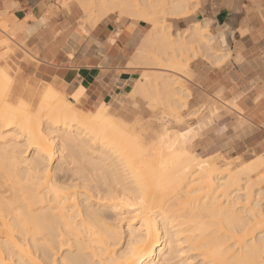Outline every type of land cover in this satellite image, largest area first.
<instances>
[{"label":"bare ground","instance_id":"6f19581e","mask_svg":"<svg viewBox=\"0 0 264 264\" xmlns=\"http://www.w3.org/2000/svg\"><path fill=\"white\" fill-rule=\"evenodd\" d=\"M74 1L85 22L117 14L150 25L129 67L143 66L152 54L150 62L171 69L166 73L181 71L183 53L212 51L213 62L222 59L209 24L172 35L159 18H186L188 0ZM0 57L1 65L8 55ZM6 71L0 72V264H264V200L249 178L264 161L240 173L218 172L190 157L185 141L166 134L169 122L155 115V106L172 114L185 106L189 95L173 75L145 76L132 90L151 112L134 100V122L146 113L153 125L143 128L123 123L122 113L116 120L80 111L72 96L77 88L66 97L47 86L40 99L33 92L23 101V88L12 87Z\"/></svg>","mask_w":264,"mask_h":264},{"label":"crops","instance_id":"0c3cea01","mask_svg":"<svg viewBox=\"0 0 264 264\" xmlns=\"http://www.w3.org/2000/svg\"><path fill=\"white\" fill-rule=\"evenodd\" d=\"M58 4L0 0V21L14 24L12 32L37 54L42 71L59 76V86H82L99 103L126 93L135 81L127 64L147 25L109 16L82 35L74 13ZM204 20L209 22L212 49L225 54V61L200 81L209 102L196 124L200 137L195 145L207 151L219 142L240 143L245 135L250 136L245 143L258 142L264 138V0H200L194 13L173 24L186 27ZM224 118L231 121L232 132L217 133ZM214 153L219 150L209 151Z\"/></svg>","mask_w":264,"mask_h":264},{"label":"rangeland","instance_id":"374dc122","mask_svg":"<svg viewBox=\"0 0 264 264\" xmlns=\"http://www.w3.org/2000/svg\"><path fill=\"white\" fill-rule=\"evenodd\" d=\"M187 2H189V4L187 5L188 8L186 7V9L187 10L189 8L191 9L190 10L191 13L189 14V15H191L192 13H194L198 9L199 4H200V0H194V1L188 0ZM58 5H59V7L64 9L66 12L74 13L75 24L78 27V29L82 35H85L88 32V30H90L95 24H97L99 21L102 20L101 19V20L97 21V19H96V21H97L96 22L94 19L95 17L92 18L93 16H91L92 19L91 20H90V18H89V20L86 19V22H85L82 19L83 12L79 9L77 2H75L74 0H68L65 3H62V0H59ZM159 14H164V13H159ZM93 15L95 16L96 13ZM161 16H163V15H161ZM110 17H111V19H116V20H120L122 18L123 19H129L128 17L118 16L117 14H111ZM159 18L161 20H163V22H165V24H169L171 26V29H172L171 34L172 35H175L176 31H182V30H185L188 27L192 26V25H187L186 27H181V26L178 27V25L173 24V22H175L177 20L184 19L185 17L174 19V18L167 17V15L165 16V14H164L163 19H162V17H159ZM161 20H160V22H161ZM197 23L198 24H205V23H207V21L205 20L204 22L202 21V22H197ZM146 25H147V31H148L150 29V25L149 24H146ZM193 25H195V24H193ZM207 25H208V23H207ZM13 26H14V24L9 22L5 18L0 21V41L6 42V46L4 48L0 49V56L3 55L4 52H6V54L8 55V58H6L7 60H5V62H3V60H1L0 72H2V71L5 72L7 70L6 72L9 74V76L11 78L10 83H11L12 87H18L19 86V87H21V89L23 88L22 93L19 95V98H21L23 101H27L28 94H32L33 92H34V94L36 93L37 96L38 95L41 96V94L44 92V90L46 89L47 86H51V87L55 88L59 93L68 97L69 93L73 90V88H72L73 86L71 85L70 87H68V89H67V85L59 86L61 81L59 79V76L56 73L49 75V73L42 71L41 65L38 61L37 54L25 44L23 38H20L19 36L15 35V33L12 32ZM147 31H146V33H147ZM208 33H210L209 32V25H208ZM143 38H144V36H143ZM136 50L134 53L137 52ZM211 52L212 51H210L209 53L212 54ZM134 53H133L131 59L135 55ZM197 53L198 52H196V53L195 52L183 53L181 57L177 58L178 60H180L182 62V65H183L181 71H178V72L173 71V72H169V73L165 72V70H167V69L171 70L170 68H168L166 66L165 63L162 64V65H164V66H162L160 64L161 62H157L158 65H154L153 64L154 62L153 63L150 62V61L154 60L153 57H155V55L152 54L151 58H149L150 55H149V57L147 56V58L145 56H143L146 59H150V60L147 61L146 59H144L143 60V66L141 65L139 67V65H137V66L133 67L134 72H135V81L131 84V87L128 89V91L126 93H121L117 96L112 95V97L110 99H108V98L106 99L105 103H102V102L99 103L98 101L90 100L89 95L87 93H85L86 90L82 86H78L77 89H75V91L73 92L72 96L78 97V101L76 103V106H77V108H79L80 111H82L86 114L93 113L95 111H99V112L103 113L104 115L110 116L112 119H116V120L117 119L119 120L118 117L122 113V116L124 115L123 116V118H124L123 123L126 124V122H127V125L130 126V125L137 123V121L134 122V120L136 118L135 117L132 118V116H133L132 104H133L134 100L138 102L140 109L142 111L144 110V112H147L149 114L151 113L150 109H148L149 107L146 104V100L139 98L140 97L139 93L136 94V95H139V97L137 96V98L135 97L136 95L133 94V92H135V91H132V90L136 88L135 85L136 86L142 85V84H140V82L143 83V81H141V80L147 79V78H145V76H149V78H151L153 76L164 75V74L173 75V78L176 79L178 82L177 86L181 90H183L184 93L188 94L189 97L188 98H186V97L182 98V100H184V99L187 100L185 103V106L175 110V113L177 112L176 116H178L177 119H175L176 117L174 118L175 113L172 114L173 109H167L164 106H155V109H154L155 115L157 117H162V115H163L164 118L163 117L162 118L165 119L164 120L165 123L169 122V124L166 123L167 125H165L166 127H164V129L167 130L166 134H168V135L170 134V136L173 138L176 137V135H174V134L179 135L178 138L183 139L182 140L183 144L185 141V144H184L185 147L186 146L190 147V148L186 147L187 151H190V152H188L189 155L191 154L195 158H200V159L206 160V162L208 164L212 165L213 167H215V169H217L218 172H223L224 169H236L235 171H237V173H240V171L243 169H248L251 166H255V165L261 163L260 160L264 161V138L258 142H255V143L249 142V141L245 143L244 142L245 139L249 140V138H250L249 135L248 136L245 135V139L241 140L242 142H240V143L219 142L213 148V149L219 150V153H214L212 155L209 154V151L211 153V152H213V149L207 150V151L197 149L195 143H196V139L199 138L200 135L197 134L196 124L200 118V113H201L202 109L209 102V98H207L205 96V93L201 88L200 81H201L202 77L210 69L217 67L220 64H223L225 61V58H224L223 61L213 62L212 61L213 59L211 60V57H209L210 54L208 52H203V53L199 52L198 54ZM216 54H217L218 60H220V57H222L221 55L223 53L222 52H219V53L216 52ZM144 55H146V54H144ZM0 59H1V57H0ZM129 63L127 64V67L132 68V67L128 66V65H130ZM132 66H134V65H132ZM138 81H139V84H136ZM66 89H67V91H66ZM80 90H82V91L80 92ZM136 91H138V90H136ZM40 92H41V94H40ZM135 93H137V92H135ZM128 94H131V95L133 94L135 99H132V98L130 99V95H128ZM141 97H143V96L141 95ZM38 98L40 99L39 96H38ZM16 102H17V100L12 101V103H16ZM237 111L240 112L239 110H237ZM131 113H132V116H131ZM145 114L138 118L140 120V122L137 119L138 123H139V125L141 124L140 126L143 128L148 127V125H149V127H151L152 122L150 121L149 116H146ZM167 114H170V116L169 115L167 116ZM171 116H173L174 122H173ZM169 117H170V120H166V119H169ZM123 118H122V120H123ZM155 119H158V118H155ZM128 120H129V122H128ZM148 120H149V122H148ZM151 120L153 122L156 121L153 119H151ZM222 122H223V126L220 127V129L217 133H222V132L230 133V132H232V126H231L232 124L230 123L231 121L228 118H226V119L224 118L222 120ZM128 123H130V124H128ZM154 129H156V127H154ZM157 130H160V129H157ZM168 130H169V132H168ZM187 140L189 141V143ZM187 144H189V145H187ZM213 144L214 143H212V145ZM191 155H190V157H191ZM263 173H264V167L260 168L257 172L251 173V175L249 176L250 184H252L251 186H252L253 190L260 189L262 192L261 196H260L261 201L264 200V182L261 181V177H260L261 175H263ZM251 202H253V195L251 196Z\"/></svg>","mask_w":264,"mask_h":264},{"label":"snow or ice","instance_id":"6c2138e0","mask_svg":"<svg viewBox=\"0 0 264 264\" xmlns=\"http://www.w3.org/2000/svg\"><path fill=\"white\" fill-rule=\"evenodd\" d=\"M182 254V253H181Z\"/></svg>","mask_w":264,"mask_h":264}]
</instances>
